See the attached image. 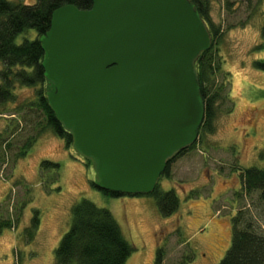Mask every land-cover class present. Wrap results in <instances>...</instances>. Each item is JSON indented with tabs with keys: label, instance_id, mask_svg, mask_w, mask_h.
I'll list each match as a JSON object with an SVG mask.
<instances>
[{
	"label": "rangeland",
	"instance_id": "rangeland-1",
	"mask_svg": "<svg viewBox=\"0 0 264 264\" xmlns=\"http://www.w3.org/2000/svg\"><path fill=\"white\" fill-rule=\"evenodd\" d=\"M208 1L220 31L217 81L226 72L229 98L220 103L215 132L204 134L171 164L170 177L158 180L159 190L177 192L178 210L164 216L152 195L114 197L93 187L94 162L46 127L41 111L29 112L36 88L18 85L16 99L0 103V220L11 221L0 232V264H55L71 207L82 198L114 214L135 247L125 264H156L158 251L161 264H219L239 208H251L264 223L259 191L245 193L240 176L251 166L264 168V68L257 65L264 61V0ZM36 36L28 28L16 40ZM45 159L58 162V171L43 169ZM35 211L39 224L28 240L25 229Z\"/></svg>",
	"mask_w": 264,
	"mask_h": 264
},
{
	"label": "water",
	"instance_id": "water-1",
	"mask_svg": "<svg viewBox=\"0 0 264 264\" xmlns=\"http://www.w3.org/2000/svg\"><path fill=\"white\" fill-rule=\"evenodd\" d=\"M92 1L55 9L40 37L48 102L94 160L99 188L149 193L198 138L194 59L211 34L192 0Z\"/></svg>",
	"mask_w": 264,
	"mask_h": 264
},
{
	"label": "trees",
	"instance_id": "trees-1",
	"mask_svg": "<svg viewBox=\"0 0 264 264\" xmlns=\"http://www.w3.org/2000/svg\"><path fill=\"white\" fill-rule=\"evenodd\" d=\"M192 1L211 34L210 47L201 51L194 59L203 98L204 117L199 127L197 140L168 158L166 168L160 177H170L171 164L195 147L204 134L215 132L216 117L221 111L220 103L224 98H229V93L225 92L226 72L223 73V80L217 81V76L223 72L220 55L215 48V39L220 35V31L210 20L209 1ZM65 4L89 9L93 1L0 0V103L14 101L17 97L18 85L35 87V99L27 102L29 112L36 114L41 111L45 126L62 138L67 146H70L74 145L73 134L57 119L48 102V81L42 66L44 50L40 40V37L50 28L53 11ZM28 28L35 29L37 36L32 39L24 38L18 42L16 40L18 34ZM257 65L264 68V61L257 62ZM32 142L33 139H30L27 146ZM87 158L94 162L90 157ZM59 166L58 162L52 160L45 159L41 162L43 169L50 168L58 171ZM240 176L245 193L259 191V200L264 209V168L251 166L242 170ZM157 184L149 193L124 194L103 190L97 186L96 180L91 181L93 187L109 196L152 195L160 213L169 216L178 210L180 199L173 188L159 190ZM39 219L38 211H35L30 226L25 229L28 240L35 237ZM10 226V220H0V232L4 227ZM134 248L108 208L100 207L88 198H82L71 207L70 227L55 248V264H125ZM161 262L162 252L158 251L156 264ZM219 264H264V223L253 215L251 208L246 206L239 208L232 217L231 244Z\"/></svg>",
	"mask_w": 264,
	"mask_h": 264
}]
</instances>
